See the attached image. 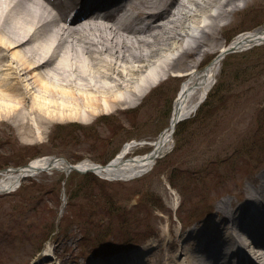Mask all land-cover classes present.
Returning <instances> with one entry per match:
<instances>
[{
    "label": "rangeland",
    "instance_id": "rangeland-1",
    "mask_svg": "<svg viewBox=\"0 0 264 264\" xmlns=\"http://www.w3.org/2000/svg\"><path fill=\"white\" fill-rule=\"evenodd\" d=\"M229 2H223L227 13L209 15L207 32L198 33V41L207 45L201 50L192 45L195 52L163 74L153 91L140 93L148 94L142 101L84 124L63 119L40 125L33 116L44 129L39 134L29 119L11 118L7 108L0 109V171L51 156L106 165L127 143L158 139L169 127L187 64L203 71L222 46L264 27V0H238L239 11H231ZM229 56L208 98L184 121L172 150L148 174L109 181L93 173L44 172L23 181L15 192L0 193V264H100V258L128 264L142 245L152 243L158 246L142 253L140 264L147 259L158 264L203 260L198 251L185 253L194 243L186 232L214 222L219 203L230 200L236 208L263 184L264 44ZM151 150L138 147L133 154ZM44 243L51 258L40 256Z\"/></svg>",
    "mask_w": 264,
    "mask_h": 264
},
{
    "label": "bare ground",
    "instance_id": "bare-ground-1",
    "mask_svg": "<svg viewBox=\"0 0 264 264\" xmlns=\"http://www.w3.org/2000/svg\"><path fill=\"white\" fill-rule=\"evenodd\" d=\"M82 1L76 0L75 6ZM225 1L131 0L130 8L136 15L119 23L114 15L105 17V21H97L93 17L86 20L67 19L58 5V15L54 16L49 0H0V66L4 68L0 67V109L7 108L6 114L11 118L19 115L29 119L39 134L44 129L38 127L33 116L41 121L40 125L63 119H74L76 123L84 124L117 111L126 103L140 100L145 97L140 93L148 88L151 91L156 87L155 83L165 77H162L163 74L179 68L180 60L195 52L192 45L200 50L207 45L196 37L202 29L207 32L209 15L218 11L227 13L224 10L228 6H224ZM237 1L229 2L232 4L231 11L241 8L242 3L237 4ZM163 5L166 8L162 12L153 11ZM144 17L151 19V23L141 30L136 29L135 25ZM262 43L264 28L240 34L229 45L222 46L219 55L203 71L186 62L191 66L175 101L173 122L192 115L208 97L220 72V57L224 52H241ZM178 53L180 55L175 59ZM58 94L63 98L55 99ZM82 100L84 103L80 104ZM27 103L30 109L25 112ZM173 129L174 125L165 129L158 139L139 143L140 146L138 142L127 143L106 167L85 160L75 168L114 181L139 178L152 171L160 157L170 152ZM148 144L152 150L144 157L127 159L136 157L133 153L137 147ZM52 170L68 174L73 168L64 158L40 157L31 161L28 168L3 174L0 192L17 190L22 180ZM259 180L263 181L260 189L255 192L256 195L250 193L248 200L235 208L237 213L228 211V208L234 207L232 201L221 202L216 206L214 215L217 218L214 222L204 224L199 231H187L186 236L194 243L185 249V253L198 251L203 254L215 248L213 242L225 241L222 244L225 243L226 250L231 254L226 264H231L230 258L238 264H264V211L256 218L250 213V208H246L253 204L254 211L264 208V171ZM248 216L252 223L251 234L246 235ZM242 223L245 228H242ZM253 224L257 229L253 228ZM232 226L237 228L233 230ZM237 245L243 255L234 250ZM157 246L155 243L142 245L139 256L132 258L128 264H140L142 253H148ZM204 247L206 251H202ZM122 257L127 260V255ZM195 258L190 257L181 264H204V261ZM152 260L147 259L150 264H158ZM99 261L100 264L116 263V259L112 258H100Z\"/></svg>",
    "mask_w": 264,
    "mask_h": 264
},
{
    "label": "water",
    "instance_id": "water-1",
    "mask_svg": "<svg viewBox=\"0 0 264 264\" xmlns=\"http://www.w3.org/2000/svg\"><path fill=\"white\" fill-rule=\"evenodd\" d=\"M231 51V50H230ZM180 120V119H179ZM179 120L176 121V123L174 124L176 126V124L179 122ZM71 168H74V166L70 165Z\"/></svg>",
    "mask_w": 264,
    "mask_h": 264
}]
</instances>
